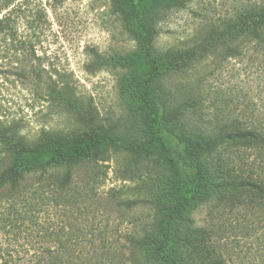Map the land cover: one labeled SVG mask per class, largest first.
<instances>
[{
    "label": "rangeland",
    "instance_id": "rangeland-1",
    "mask_svg": "<svg viewBox=\"0 0 264 264\" xmlns=\"http://www.w3.org/2000/svg\"><path fill=\"white\" fill-rule=\"evenodd\" d=\"M251 1L256 0H192L181 8L177 0H134L136 19L118 0H0V19L8 17V29L14 31L12 36L0 33V123L16 128L29 147L45 148L43 131L56 140L90 133L79 123L80 113L51 99L49 87L70 95L81 114L92 111L105 131L128 143L148 139V110L139 84L140 22L155 31L152 55L165 66L185 52L199 55L206 45V54L192 65L172 70L164 66L149 90L163 118L157 134L172 165L154 156L137 158L122 148L101 151L97 162L85 163L76 172L69 190L87 187V199L65 210L49 202L39 214L37 209L16 207L20 216L11 214L15 222L0 225V264L34 260V250L40 252L54 242L39 227L54 224L65 226L64 232L76 228V244L75 239L69 241L74 250L67 256L76 264H162L152 260L151 245L141 250L136 244L145 245L146 237L157 233L158 216L151 201L164 191L180 203L192 200L190 191L198 192L192 201L196 207L190 232L182 240L178 235L171 240L169 255L179 264L205 263V254L194 248L206 234L226 264H264V205L249 193H244L246 198L242 194L245 205H239L237 196L225 199L216 184L205 182L198 189L192 180L198 168L208 169L206 175L232 169L264 180V146L226 141L210 147L219 131L232 133L240 126L264 137V31L263 40L237 37L236 58L226 56L217 33ZM208 45L216 49L208 53ZM39 159L35 152L19 162L30 167ZM62 169L49 173L61 174ZM26 178L36 179V189L37 178L31 173ZM0 210L7 214V203ZM189 241L195 246H188Z\"/></svg>",
    "mask_w": 264,
    "mask_h": 264
},
{
    "label": "trees",
    "instance_id": "trees-1",
    "mask_svg": "<svg viewBox=\"0 0 264 264\" xmlns=\"http://www.w3.org/2000/svg\"><path fill=\"white\" fill-rule=\"evenodd\" d=\"M121 6L128 7L132 15L138 19L136 8L138 3L134 0H118ZM192 0H177V5L183 7L187 2ZM8 17H2L0 19V33L7 32L9 36L14 34L12 29H8L9 23ZM141 34L137 36V43L142 55V61L139 63L140 74L143 75L139 84L144 90L143 103L147 108L148 112L146 115L145 124H150L149 133L150 136L144 141H132L128 143L124 138H119L113 132L105 131L102 127L98 126L95 122V116L92 111L88 110L87 113L81 114L80 110L77 109L78 105L76 101L71 100V96L67 95L66 92L58 91L57 88H50V96L57 104L63 105L71 111H77L80 113V122L90 130L89 135L79 137L62 136L59 139H51L49 132L43 131L41 137L45 143V148L42 144L37 146H28V140L24 135H20L18 130L12 125L8 126L4 123H0V208L3 209V204L7 203L8 213H4L0 210V225L12 224L11 214L14 216H20L16 207L20 209H37V214L41 213L42 210L46 211L48 203L54 204V209H69V207L75 206L76 202L87 199L89 194L83 189L81 192L70 191L71 186L74 185V177L79 169L86 163L97 162V158L101 151L111 149H121L125 152L134 153L135 157H140V154L147 156H154L159 159L163 164L172 165L171 158L167 152L166 146L162 139L158 136L157 132L161 128L160 124L163 122V118L158 116L155 111V104L150 100L151 84L158 76L165 72L163 67L165 66L163 59L156 60L152 55V42L155 36V31L152 26L145 25L140 22ZM264 31V1L256 0L246 4L242 10L236 14V16L227 21L220 32H217L222 41L221 47H225V54L227 57H235L240 55V51L233 47V41L237 37H249L253 40H263L262 34ZM227 43H231V46H226ZM200 49V54L193 50L191 52H185L184 54L176 55L174 61H169L167 69L172 70L176 67H186L189 64L197 61L203 54H206L204 48ZM216 47L210 45L207 46L208 53L215 50ZM175 56V55H174ZM182 63L180 64V62ZM156 62V63H155ZM191 62V63H190ZM176 64V65H174ZM149 98V99H148ZM203 132V131H202ZM49 140H51L50 143ZM203 141L206 146H209L208 137L203 136ZM228 141L233 142L237 146L244 147H263L264 137L257 133L255 130L240 126L236 131L232 133H226L224 130L219 131L214 139L211 141L210 147H217L218 145ZM37 153L40 158L37 164H32L30 167H23L19 162V158L23 156L32 155ZM42 155V158L40 157ZM104 159H101L103 161ZM56 168H63L62 172L49 173V171ZM27 170L37 178L36 189H33L36 179H27L23 172ZM31 171V172H30ZM41 171L39 178L36 176V172ZM198 168V173L194 174L192 180L197 181L196 188H200L206 183L216 184L221 189L222 194H225V199L230 195L237 196V202L239 205H245L244 193H249L254 197L258 204L264 205V180L259 177L253 178L250 174H236L235 170H216L211 171L210 175H206ZM202 172V173H201ZM244 174V175H243ZM84 175L86 178L91 179V174L85 171ZM198 179V180H197ZM195 182V181H194ZM196 183V182H195ZM89 184V182H88ZM85 182V185H88ZM185 185V184H184ZM47 186V187H45ZM187 186V185H185ZM51 187V189H50ZM55 187V188H54ZM30 189L32 197L30 201L26 198L29 194ZM47 189V190H46ZM46 190V191H44ZM92 190V189H90ZM70 193H72L70 195ZM190 199L188 202L180 203L178 200L173 202L171 196L164 191L162 197H153L152 204L156 209L158 216L157 233H151L146 238L148 242L142 245L143 242L138 243V248L143 250L145 246L151 245L153 248V261L162 264H179V261L174 260L169 255L170 244L174 236H180L179 240L190 232L191 224L189 220L191 214L195 209L196 205H192V201L196 198L198 192H189ZM243 194V195H242ZM240 196V198L238 197ZM22 197V198H21ZM213 198V197H212ZM211 200V197L209 198ZM36 200V203H33ZM220 201V198H219ZM247 201V200H246ZM20 202H24L23 205ZM133 202V201H132ZM135 202V201H134ZM236 202V203H237ZM251 202V201H247ZM20 203V204H18ZM58 207V208H57ZM36 213V210H35ZM34 213V214H35ZM12 220V221H11ZM15 222V221H14ZM34 224L37 225L36 222ZM35 225V226H36ZM185 226V227H184ZM65 226L61 227L54 224L52 227H39V229L45 233L50 239L54 240L53 244L48 243L44 245L40 252L34 250L35 259L29 261L28 264H76V262L67 259L68 254L73 253V248L69 241L75 239L76 244V228H69L68 231L64 232ZM185 229V232L183 230ZM208 236V234H206ZM203 238L201 243L194 248L196 253L205 254L204 264H226L222 257L221 251L213 244L209 243V236ZM45 237V235L43 236ZM207 237V238H206ZM66 238V240H65ZM206 241V242H205ZM184 242V241H183ZM188 242V246H195V243ZM192 244V245H191ZM197 244V243H196ZM137 247V246H136ZM70 252V253H69ZM6 263V262H4ZM2 263V264H4ZM17 264H21L18 263Z\"/></svg>",
    "mask_w": 264,
    "mask_h": 264
}]
</instances>
